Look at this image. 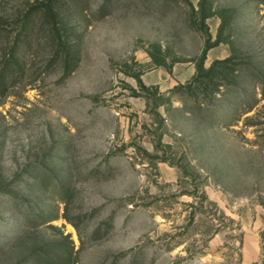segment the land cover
<instances>
[{
	"label": "rangeland",
	"instance_id": "obj_1",
	"mask_svg": "<svg viewBox=\"0 0 264 264\" xmlns=\"http://www.w3.org/2000/svg\"><path fill=\"white\" fill-rule=\"evenodd\" d=\"M46 1L0 0V264H264V0Z\"/></svg>",
	"mask_w": 264,
	"mask_h": 264
},
{
	"label": "trees",
	"instance_id": "obj_2",
	"mask_svg": "<svg viewBox=\"0 0 264 264\" xmlns=\"http://www.w3.org/2000/svg\"><path fill=\"white\" fill-rule=\"evenodd\" d=\"M58 2H59V0H47L46 2H42L45 5L46 10H48L49 12H52V15L54 17L55 22L57 21L58 17H57V13L54 10L58 6ZM38 7L39 6H34L33 8H31L29 10V12L25 14L24 20H26L28 17H30L32 15V13H34V11H36L38 9ZM58 28L59 27L56 28V32H59ZM57 41H58L60 51L62 52V54L65 58V63H66L67 69H70L68 67V65L70 64L69 60L72 61L73 59L76 58L75 53L74 52L72 53L71 46L67 45V42L63 39V37L60 35V33L58 34ZM206 52H207V49L204 50V53L201 57V60L197 63V73L193 76L192 82L198 83L200 85V87L202 88V90H204V91H207L210 87H213L214 90L216 91L220 88L221 85L224 84V82L218 83V85H217L216 83H214L212 81L215 80L216 75L222 73L221 71H224L226 68H228L227 64L231 61V58L227 57V58H222V59H215L209 67H206L204 64V62H205L204 60L206 58ZM14 63H15L14 71L20 70L21 69L20 62L16 59V60H14ZM232 67H233L232 69H234V66H232ZM2 77H4V72H3V74H0L1 79H2ZM226 78H227V76H226ZM226 78H224V79H226ZM207 80H208V82H207ZM139 82L141 85L144 86L142 79H139ZM54 217L55 216L46 217L45 221H49V220L53 219ZM63 252L65 253V255L67 253L68 254L70 253L68 247H63ZM39 253H41V251H39ZM39 253H38V255H36L37 260H40V258H39L40 254ZM42 255H46V254L42 253ZM46 256L48 257V262L46 264H62V263L58 262V260L53 261L54 260L53 258H55V257H53V256L50 257L48 255H46ZM68 263L69 262H67V264Z\"/></svg>",
	"mask_w": 264,
	"mask_h": 264
},
{
	"label": "crops",
	"instance_id": "obj_3",
	"mask_svg": "<svg viewBox=\"0 0 264 264\" xmlns=\"http://www.w3.org/2000/svg\"><path fill=\"white\" fill-rule=\"evenodd\" d=\"M196 70H197V66L191 71V74L190 75H194L195 74V72H196Z\"/></svg>",
	"mask_w": 264,
	"mask_h": 264
}]
</instances>
